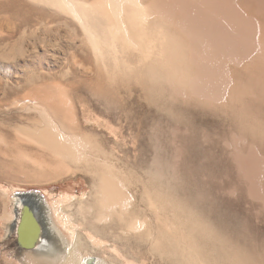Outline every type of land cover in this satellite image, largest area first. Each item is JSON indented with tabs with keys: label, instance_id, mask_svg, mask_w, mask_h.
I'll use <instances>...</instances> for the list:
<instances>
[{
	"label": "bare ground",
	"instance_id": "6f19581e",
	"mask_svg": "<svg viewBox=\"0 0 264 264\" xmlns=\"http://www.w3.org/2000/svg\"><path fill=\"white\" fill-rule=\"evenodd\" d=\"M30 1L65 22L75 37L68 70L91 67L92 97L119 132L108 142L83 130L75 95L55 106L24 102L41 118L23 132L37 151L30 157L44 159L34 177L83 174L91 193L56 210L69 241L46 199L16 195L0 240L5 256L101 264L107 247L115 253L107 263L144 264L134 251L145 249L153 264H264L263 226L234 210L249 204L256 222L264 219V0ZM123 94L131 114L120 110ZM174 123L185 135L171 164L159 135ZM145 128L151 143L128 162L120 135Z\"/></svg>",
	"mask_w": 264,
	"mask_h": 264
},
{
	"label": "rangeland",
	"instance_id": "374dc122",
	"mask_svg": "<svg viewBox=\"0 0 264 264\" xmlns=\"http://www.w3.org/2000/svg\"><path fill=\"white\" fill-rule=\"evenodd\" d=\"M69 32L61 17L39 9L30 0H0V240L9 221L7 216L11 213V201L16 195L32 194L46 199L51 208L54 227L60 229L69 241L71 232L59 222L56 210L59 208L70 210L69 205L87 200L91 193L90 183L83 174L49 182H39L34 177V173L39 171V162L44 159L30 157L37 155V151L23 132L40 122L41 118L38 111L25 110L24 102L31 104L40 100L41 104L43 102L51 105L53 101L52 106H55L54 104L57 105L65 93L70 96L75 95L74 99L79 105L77 109L79 115H77L81 122H78L80 127L86 129V132L95 131L106 137L108 142L118 139L116 132H119V129L114 125V119H109V114L92 97L91 91L94 90L97 80L95 74L91 72V67L78 65L80 70H68L67 45L75 39ZM123 95L126 98L123 99L120 110L131 114L134 104L125 94ZM49 96L53 100H50L52 98ZM48 101L51 103L48 104ZM137 118L142 119L140 116ZM127 128L126 126L123 129L125 135L132 132ZM179 128L174 123L159 135L160 143L168 146L170 150L167 159L171 164L179 161L183 156L178 140L185 134L183 130H178ZM133 131L134 135L137 134L136 138L133 135V142L131 141L133 138H130L132 136L124 138V134L120 135L123 144L127 143L124 148L127 147L125 149L131 151L127 154L130 157L128 162H133L134 157L138 156L141 145L148 148L151 143L147 128ZM109 146L113 147V145ZM245 189L247 191L246 187ZM234 210L243 220H248L251 227L263 226L264 229V219L256 222L255 211L251 205L235 206ZM228 220L231 222V219ZM75 228L78 229L77 224ZM103 244L110 246L112 243L104 241ZM107 250V247H101L100 252L104 253L102 258L106 259L105 263L102 261L101 264H122V260L117 256V261L107 263L111 254L115 255L111 249H109L110 253ZM80 252L79 250L76 252L75 260ZM134 253L142 260L141 263L153 264V258L147 250L134 251ZM5 258L10 263L21 264L15 259L6 257L5 247L0 246V264H10L5 262Z\"/></svg>",
	"mask_w": 264,
	"mask_h": 264
},
{
	"label": "water",
	"instance_id": "95a60500",
	"mask_svg": "<svg viewBox=\"0 0 264 264\" xmlns=\"http://www.w3.org/2000/svg\"><path fill=\"white\" fill-rule=\"evenodd\" d=\"M21 195H25V196H26V195H31V196H32V194H21ZM34 196H37V195H34Z\"/></svg>",
	"mask_w": 264,
	"mask_h": 264
}]
</instances>
